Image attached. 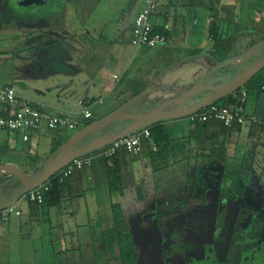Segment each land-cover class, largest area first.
<instances>
[{
	"label": "crops",
	"instance_id": "crops-1",
	"mask_svg": "<svg viewBox=\"0 0 264 264\" xmlns=\"http://www.w3.org/2000/svg\"><path fill=\"white\" fill-rule=\"evenodd\" d=\"M20 1L12 2L17 11L19 8L25 9V5L20 4ZM148 1L65 0L68 4L76 5L75 13L84 26L89 24L82 29L81 32L84 35L82 38L73 37L65 29L43 32L40 26H35L38 25L37 22L28 26V35H20L15 26L14 30H11V36L14 33L16 39L20 36L32 38L27 47H16V55L11 58V64L14 65L13 72L7 83H3L0 72V90L13 87L20 100L31 102L51 113L69 116L78 120L79 123L87 120L81 112L80 101L82 100L91 103L92 119L96 114L99 116L103 114L102 110L95 111L93 108L106 103L112 104L110 107L118 108L126 101L134 99L136 95L141 97L135 103L141 102L147 94H150L148 95L150 97L157 95L161 102L165 98L176 96L179 90L188 88L216 66L211 53L215 51L218 44L232 40L231 54L240 56L250 47L264 41V0H161L159 10L152 21L157 30L167 35V44L155 48L136 47L131 44L132 29L135 19L147 7ZM55 4L53 6L50 0H38L27 5L29 8L27 10H31L27 12L36 14L34 16L36 21L42 18L48 23L52 19L49 20L50 18L46 17L58 8V4ZM40 6L41 12L38 10ZM58 10L60 11V8ZM42 19H38V22ZM3 21L9 24L13 20L0 18V23ZM212 24H215L218 29L215 35L211 32ZM254 41L256 42L253 43ZM130 46L136 49L133 55ZM179 50L186 51L188 57L175 61L172 56L180 54ZM152 54L157 55L156 61L165 57L166 60L160 61L161 65H157L160 67L151 68ZM165 62L166 65L167 62H176L173 70L179 73L171 79H168L167 73L164 75L163 69H169L165 67ZM24 63L27 65H23ZM1 70L2 61L0 60ZM135 72L144 73L145 80L136 79L133 84H130V78ZM29 79L34 85L30 84ZM142 89H146V92L142 93ZM243 91L245 93L242 100L243 110L245 107H250L254 112L252 115H256L259 98L249 95L247 87ZM232 97L239 100L238 95L234 94ZM10 112L6 105L0 104V115ZM186 117L189 118V116ZM179 119L159 123H162L166 129L168 124L176 123ZM66 130L68 129H45L36 134H29L27 141L24 140L25 133L0 130V165L14 164L22 174L35 177L43 168L40 162L33 161L35 157H39L37 154L39 149L42 148L43 158L48 161L68 140V136L64 133ZM168 135L169 138L159 146L156 152L152 150L147 140L143 141L141 153L129 154L125 150L119 152L116 160L120 166L124 192L139 186L143 196L140 198L141 201L150 200V198L154 200V195L148 196L150 190H156L155 180L151 176L156 167L160 168L162 155L167 153L169 145H173L176 141L187 144L186 148L188 147L187 149L195 159V168L201 169L205 179L206 175H213L214 180L218 179V183L222 185L225 183L224 176L228 168L239 170L238 168L242 166L236 161L233 162L237 157L254 158L250 167L253 180L248 188L252 191L256 190L253 184L254 176L264 174V164L259 165L264 161L262 150L264 149V119L258 118L257 122L247 121L244 124L235 123L230 127L214 120L206 123H192L187 135L181 132ZM241 142H247L249 147L238 150L237 146ZM175 148L179 149L180 146L173 145V150ZM108 163L109 161L104 157H95L91 167L76 171L71 176L59 198H50L43 205L30 202L24 208L17 209L21 214H15L18 218L14 221L15 225L24 224V220H21L23 217L30 223L40 222V218H45L46 210L48 215H51L52 210L55 212L58 224L63 214L73 220L75 211L64 210V204H68L66 202H69L71 198L79 197V194L87 187V183L92 181L96 188L106 192V199L101 205L106 207L105 216L113 228L115 220L111 211L113 206L125 204V194L110 190ZM190 170L191 168L185 169L187 173H191ZM11 175L10 170L0 171L4 190L14 194L20 184H17ZM220 176L223 177L220 178ZM7 192L0 191V205L10 200L7 199ZM114 193L119 194L118 201L113 198ZM222 200L225 201V198ZM11 220L10 217L6 222L1 221L10 223ZM130 224L129 220H126L123 229H129L134 237V234L141 230L137 223L130 229ZM61 225L56 226L59 234L64 231ZM7 227L0 234L10 230V227ZM67 230L72 236L77 233L76 227H68ZM63 235H60L58 239H62Z\"/></svg>",
	"mask_w": 264,
	"mask_h": 264
},
{
	"label": "rangeland",
	"instance_id": "rangeland-1",
	"mask_svg": "<svg viewBox=\"0 0 264 264\" xmlns=\"http://www.w3.org/2000/svg\"><path fill=\"white\" fill-rule=\"evenodd\" d=\"M12 2L13 0H0V18L8 21L13 20L9 24L4 21L0 23V60L2 61L0 72L4 84L7 83L11 72H13L14 65L11 64V58L16 55V47H27L26 45L32 38L20 36L16 39L14 33L11 36V30H14L15 26H17L20 35H28V26L37 22L38 25L35 26H40V30L43 32L65 29L73 37L82 38L84 37L82 29L89 25L84 26L76 15V5L68 4L65 0H50L53 6L57 3L58 8L47 13L48 17L46 18L52 19L48 23L42 18H38L42 21L38 22V19L36 21V17H34L36 14L28 13L31 10H27L29 8L26 4L25 9L19 8L17 11ZM38 10L41 12L42 7H38ZM28 18L31 19V22ZM67 39H69L68 36ZM129 48L133 55L136 49L133 46ZM178 53L180 54L172 56L175 61L188 57L186 51L179 50ZM152 56L150 58L153 60L151 68L160 67L157 66L161 65L160 61L166 60L165 57H161L159 61H156L158 60L157 55L152 54ZM175 63L167 62L166 65L165 62V67L169 69H163V71L164 75L168 74V79L179 73V71L173 70ZM143 74L135 72L130 78V84H133L136 79L145 80ZM212 80L208 78L207 82H212ZM29 82L34 85L30 79ZM261 84L262 82L259 85ZM141 92L145 93L146 89H142ZM148 95L150 94L145 95L141 102L135 103L134 110H140L142 107H148L160 101V97L157 95L152 97ZM217 104L226 106L229 105V101L221 100ZM110 105L112 104L106 103L93 108L95 111H103L102 116L96 114L93 120L100 119L119 108L110 107ZM244 113L251 116L254 112L250 107H245ZM84 122H79V129L84 127ZM115 126H110L108 130H112ZM191 126L190 119L183 117L176 123L168 124L166 131L170 135L175 132L187 135ZM64 133L69 139L76 131L68 129ZM148 142L150 143V141ZM173 145L174 147L180 146V148L173 150ZM173 145H169L167 153L162 155L160 168L156 167L151 176L155 180L156 190H150L148 196L154 195L155 199L141 201L140 198L143 196L139 186L125 192L122 191L125 194V204L113 206V211H111L115 220L113 228L105 216L106 207L101 205L102 201L106 199V192L96 188L92 181L87 183V187L79 194V197L71 198L69 202H66L68 204H64L63 209L75 211V216L71 220L63 214L60 221L63 226L58 224L53 210L51 215H48L46 210L45 218H40V222L30 223L23 217L21 220H24V224L18 226L14 223L15 220H18L15 214L11 215L10 223H3L0 219V232L5 227H10V230H5L3 234H0V264H132L131 261L124 260L120 256L121 247L114 238L116 237V228L118 234L126 231L125 228L123 229L126 220L131 223L130 229L137 223L142 231L134 234L133 237L137 264H186L188 260L201 261L207 256H213L211 264H221V262L224 263V260H228V264H235L237 259L235 250L240 247V239L246 238L244 234L234 236L236 222L242 209L259 211L264 209V174L254 176L255 192L247 190L242 201H234L230 195L232 192L225 190L223 186L218 189L213 184L210 185L204 175L202 176L201 169L195 168L196 162L193 154L187 149L188 147L186 148L187 144H180L176 141ZM248 147L247 142H241L237 149L243 150ZM262 150L264 151V149ZM38 152L39 157H35L33 161L40 162L44 168L48 161L43 158L42 148ZM98 154L99 151L96 150L84 156ZM204 161L207 163L206 159ZM235 161L242 166L238 168L239 170L228 168V174L230 171L233 173L248 172L249 169L246 167L250 163V159L237 157L233 162ZM260 164H264V161ZM43 168L39 171L41 172ZM186 168H191V173H187ZM118 195L116 193L112 195L116 199L115 201L119 200ZM224 198L227 201L222 200ZM28 203L30 202L19 200L15 204V208L16 210L22 209ZM259 224L256 222L254 227L257 228ZM60 225L64 228L62 239H58L62 234H59L56 227H60ZM68 227L77 228L75 236L68 233ZM251 235L253 234L248 237ZM262 241L264 245V240ZM125 242V240H121L124 245ZM218 261L219 263H217Z\"/></svg>",
	"mask_w": 264,
	"mask_h": 264
},
{
	"label": "water",
	"instance_id": "water-1",
	"mask_svg": "<svg viewBox=\"0 0 264 264\" xmlns=\"http://www.w3.org/2000/svg\"><path fill=\"white\" fill-rule=\"evenodd\" d=\"M37 1L21 0L19 3L31 5ZM219 69H222V72L215 77L214 81L207 82V79L212 77ZM263 69L264 41L250 47L244 54L232 58L226 64L216 65L194 84L184 90H179L176 96L165 98L159 103L148 106L152 108L146 111L129 112L126 110L136 100L134 98L114 112L77 130L60 146L57 154L49 158L43 170L35 177L22 174L14 164L0 165V171L10 170L20 184L12 198L0 205V212L14 206L29 191L47 183L49 179L73 160L85 154L93 153L149 125L189 116L234 94L239 97L237 108H241L245 96L243 89ZM226 80L227 82L224 83ZM256 115L260 120L264 119V95H261L258 100ZM119 122H126L119 132L107 133L112 124ZM99 132H102L100 136L94 137L87 144L80 145L87 137Z\"/></svg>",
	"mask_w": 264,
	"mask_h": 264
},
{
	"label": "built area",
	"instance_id": "built-area-1",
	"mask_svg": "<svg viewBox=\"0 0 264 264\" xmlns=\"http://www.w3.org/2000/svg\"><path fill=\"white\" fill-rule=\"evenodd\" d=\"M160 1L161 0H149L147 7L135 19L131 34L132 45L136 47L146 46L155 48L167 44V35L157 31L152 21L153 16L156 15L159 10ZM0 104L6 105L7 110H11L9 114L0 115V130L11 133H25L24 140L26 141L29 139V134H36L45 129L62 130L67 128L73 131L79 129L78 120L74 118L51 113L31 102L20 100L13 87H5L0 90ZM80 107L82 108L81 112L85 119H91L93 117V113L90 110V102L82 100L80 101ZM189 119L192 123H206L212 120L219 121L228 127L235 123L244 124L247 121H258L256 115L247 116L242 107L231 108L228 106H220L217 103H213L189 115ZM144 140L150 141L152 150H157V145L152 139L150 128L145 127L121 140L98 149V155L82 156L73 160L54 176L57 175L56 177H58L59 182H64L66 179L73 176L76 171L91 167L95 157L113 158L117 156L121 150H125L129 154L141 153L143 151ZM49 182L50 179L44 185L23 195L20 200H26L40 205L43 204L45 193L53 188V182ZM12 214L20 215L21 212L16 210L15 206H11L0 212V219L6 222L10 219Z\"/></svg>",
	"mask_w": 264,
	"mask_h": 264
},
{
	"label": "trees",
	"instance_id": "trees-1",
	"mask_svg": "<svg viewBox=\"0 0 264 264\" xmlns=\"http://www.w3.org/2000/svg\"><path fill=\"white\" fill-rule=\"evenodd\" d=\"M157 30V29H156ZM217 28L215 24H212V34L215 35L217 33ZM159 31V30H157ZM160 32V31H159ZM232 40L230 42L227 43H223V44H218L215 48V51L211 53L212 58L215 60L216 64H226L227 62H229L234 56H238V54L236 55H232L231 51H232ZM251 61V60H250ZM222 72V69H219L216 71V73L210 77L211 79H213L212 81H214L215 77L220 74ZM226 81H224V83H226ZM262 82L261 85H259ZM264 69L261 70L257 75H255L251 81L248 83L247 85V91L249 95H254L257 98H260L261 95H264ZM233 96V95H232ZM232 96L227 97L224 100H228L229 101V105H226L228 107L231 108H236L237 107V102L238 100ZM134 98L136 99L135 101L140 99V95H136L134 96ZM135 101H133L131 103V105L126 109L129 112H143L146 111L152 107H142L140 110H134V105H135ZM217 103V102H216ZM93 121L92 118L91 119H87L85 120V124L83 125L84 127L91 124ZM126 122H119V123H114L111 126L116 125L112 130L111 133H117L119 132L123 126L125 125ZM147 128H150L151 130V134H152V139L155 142V144L157 145V150H159V146H161L162 143H165L167 138H169L168 134L166 133V129L164 128V126H162V123H155L152 125L147 126ZM101 132H99L98 135H100ZM94 138V134L90 135L89 137H87L80 145H84L89 143L92 139ZM156 152V151H155ZM57 154V151L55 152V154L53 156H55ZM84 156V155H83ZM82 157V156H81ZM116 157L113 158H106L109 163H108V184H109V188L112 192L115 191H123V183H122V179H121V172H120V166L118 161L116 160ZM250 159V163L247 165L246 169L248 168V172L245 171H239L237 173H233V172H229L225 174L224 176V186L223 188L227 191H229L232 195V199H241L244 197L245 192L247 190V187L252 183L253 180V176L250 172V167L252 166V163L254 161V158H249ZM86 169V168H85ZM84 170V169H83ZM40 173V172H39ZM39 173H37L36 175H38ZM57 176V175H56ZM52 177L50 179L49 183L53 182V188L46 192L44 195V202L49 201L50 198L55 199V198H59V195L62 194L63 189L66 187L69 179H66L64 182H59L58 177ZM11 178L17 183L19 184L18 180L15 178V176L12 174ZM8 179V178H7ZM4 182V181H3ZM2 180H0V191L2 190V192H7V190L5 189V186H2L3 184ZM8 195V200L12 198L13 193L7 192ZM33 204H37L34 202H31ZM41 204V205H43ZM40 205V204H37ZM117 209V208H116ZM259 220V221H258ZM258 223L259 226L256 228V232L255 236H258L259 234V230L261 228L262 225V221L261 219H258ZM116 232V237L115 240L119 243L120 247H121V251H120V256L123 257L124 260L127 261H131L132 264H137V259H136V246L134 243V238L133 235L131 233V231L129 229H126V231H122L119 234L117 233L118 230L116 228L115 230ZM125 240V245L121 243V240ZM124 245V246H123ZM262 245V243H261ZM223 264H226V262H224Z\"/></svg>",
	"mask_w": 264,
	"mask_h": 264
},
{
	"label": "flooded vegetation",
	"instance_id": "flooded-vegetation-1",
	"mask_svg": "<svg viewBox=\"0 0 264 264\" xmlns=\"http://www.w3.org/2000/svg\"><path fill=\"white\" fill-rule=\"evenodd\" d=\"M126 124V123H125ZM107 133L111 134V130H107ZM99 133L94 134V137H98ZM223 177V176H221ZM206 180L208 182H211L210 184H213L215 188H220V186H224V184L218 183V179L214 180V176H206ZM214 180V181H213ZM213 182V183H212ZM249 187V186H248ZM247 187V190L250 188ZM246 190V191H247ZM252 191V190H250ZM255 192V191H252ZM246 193V192H245ZM243 198L234 200V201H242ZM225 201H227L225 199ZM241 215L238 217L236 222V230L234 231L235 235H243L246 236V238L240 239V244L235 251L237 252V259L235 264H264V209L262 211L259 210H250V209H242ZM261 219L263 222L261 225V228L259 230L258 236H255L256 228L254 227L255 223L258 222L257 220ZM250 234V237H248ZM262 243V245H261ZM212 256V255H211ZM213 261L212 257H205L201 261L196 260H188L186 264H211L210 262ZM226 264L229 263L228 260H224ZM219 263V261L217 262ZM223 264V262H221Z\"/></svg>",
	"mask_w": 264,
	"mask_h": 264
}]
</instances>
